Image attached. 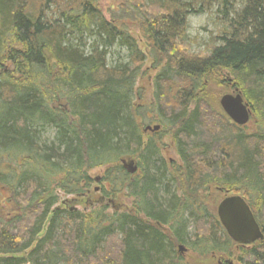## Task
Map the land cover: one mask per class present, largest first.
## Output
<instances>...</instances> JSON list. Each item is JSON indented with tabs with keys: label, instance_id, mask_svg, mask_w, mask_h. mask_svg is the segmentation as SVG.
<instances>
[{
	"label": "trees",
	"instance_id": "trees-1",
	"mask_svg": "<svg viewBox=\"0 0 264 264\" xmlns=\"http://www.w3.org/2000/svg\"><path fill=\"white\" fill-rule=\"evenodd\" d=\"M118 1L142 47L98 0H0V201L19 208L0 209V264H181L173 240L190 246L187 212L204 216L199 188L241 193L261 227L264 0ZM204 11L220 26L204 53L190 54L187 16ZM149 58L157 72L148 112L136 102V82ZM221 85L247 103L250 130L212 99L210 87ZM138 118L161 133H145ZM164 133L184 164L175 172L159 154ZM124 158L135 160L136 173L123 169ZM100 167L104 198L124 194L128 211L56 205L58 192L87 193L89 171ZM216 223L219 232L201 238L198 253L229 252Z\"/></svg>",
	"mask_w": 264,
	"mask_h": 264
},
{
	"label": "rangeland",
	"instance_id": "rangeland-1",
	"mask_svg": "<svg viewBox=\"0 0 264 264\" xmlns=\"http://www.w3.org/2000/svg\"><path fill=\"white\" fill-rule=\"evenodd\" d=\"M99 5L101 7V10L104 14V16L107 19H112L111 15L114 14V16L119 17L116 19H125L124 21L127 23V26L129 30L133 32V35L137 37L139 40V44H141V47L144 45V42L142 40L141 32L138 28H136L135 24L128 19H131V17L126 16L123 14L120 3L121 1L118 0H98ZM113 8V10H112ZM114 11V12H113ZM113 13V14H112ZM125 16V17H124ZM220 24L215 19L214 14H209L207 12H199V13H191L187 16V35L189 39H191V46L188 50L190 54H200L204 53L205 49L207 48V45L211 43L210 37L212 35L217 34V27H219ZM112 60L108 59V62L110 63ZM10 63L5 62L4 63V69L9 68ZM143 71L144 75L139 77L136 82L137 92L139 90L142 91V98H139L136 96V102L139 104H142L147 108L151 109V106L155 103L154 98V89H153V78L156 74L157 70L153 69L151 64V59L149 58L146 60V62L143 65ZM210 94L214 97L213 100L217 96V99H220V97L223 94L226 93H234L236 90L232 88L230 85H221L220 88L216 87H210L209 90ZM168 101V100H167ZM166 101V102H167ZM219 101V100H218ZM219 104V103H218ZM167 106V103H162L163 106ZM167 109V108H164ZM165 111V110H164ZM149 112V111H148ZM151 114L149 115V117ZM145 117H148L145 115ZM138 121L141 123L142 130L144 131L145 127L150 126H158L157 130H147L144 131L147 132L151 136L154 135L155 132L161 133L162 128L160 129V125L157 122H151L150 124H143L138 118ZM253 127V120L249 121L241 126V128L250 130ZM168 132V130H166ZM51 131L46 133V137L50 135ZM163 134V133H162ZM43 136V137H44ZM161 143V151L160 156L163 158L166 162V165L168 166L169 170L171 172H175L174 169H176L177 166H183V162L180 159V155L177 151V146L175 143H173L171 139V135L168 133H164V136L161 137L160 140ZM127 159V158H126ZM135 162V160H134ZM121 164V163H120ZM104 173V168H95L91 171H89V175L93 179V183L91 184L90 189L85 193L82 197H74L72 195H65L62 192H58L59 201L56 204L59 205L64 210L69 211H80L84 213H89L93 209L97 208L98 206L104 204L108 207L109 212L112 211H128L131 208V199L125 196L124 194H119L118 197L115 200H107L104 198V195L101 191V184L100 177ZM98 178V180H97ZM176 180H179L177 177H174ZM3 196L0 198L6 196L7 193L2 191ZM194 197H196L198 200H200V205L202 203L204 216L201 218L198 217V219L195 220L194 217L189 216V211L187 212V217L189 218V234L188 239L189 241H192L194 243H200L201 244V238H204L206 236H211L214 233H218L220 228L218 227L216 223L217 215H216V208L218 203L226 196L225 193L216 191L214 187H211L207 191H204L202 189H197L194 193ZM230 195H241L240 194H230ZM252 198V197H251ZM107 200V201H106ZM202 201V202H201ZM199 205V206H200ZM0 209H2L6 214H11L12 212H16L19 210L17 207L9 208L4 206V200L0 201ZM258 211V210H257ZM259 213V212H258ZM9 216V215H8ZM260 225L264 227V203L261 204V212H260ZM174 241L173 244V250H175V256H176V262L181 264H221L220 262H226L231 261L233 264H253L252 261V253L254 250L258 253H261V255H264V241L256 242L253 244H250L247 247H240L237 246L235 243L231 246L229 250V254L225 253L223 251H210L207 254H200L198 253L195 248L197 246H192L190 243V246L188 243H177ZM178 244L184 245L183 248L187 250H178ZM249 253V255H248ZM227 254V255H226ZM179 258V259H178Z\"/></svg>",
	"mask_w": 264,
	"mask_h": 264
},
{
	"label": "water",
	"instance_id": "water-1",
	"mask_svg": "<svg viewBox=\"0 0 264 264\" xmlns=\"http://www.w3.org/2000/svg\"><path fill=\"white\" fill-rule=\"evenodd\" d=\"M219 105L236 125L242 126L248 122L250 110L240 93L223 94L219 99ZM157 129V125L153 128L147 126L144 131ZM120 163L129 174H133L137 170V165L132 159H121ZM216 211L227 235L235 242L250 244L262 238L261 229L242 196L231 195L223 198L218 203Z\"/></svg>",
	"mask_w": 264,
	"mask_h": 264
},
{
	"label": "flooded vegetation",
	"instance_id": "flooded-vegetation-1",
	"mask_svg": "<svg viewBox=\"0 0 264 264\" xmlns=\"http://www.w3.org/2000/svg\"><path fill=\"white\" fill-rule=\"evenodd\" d=\"M168 233V232H167ZM261 233H262V238H261V241H264V227L263 226H261ZM232 242V244L233 243H235V242H233V241H231ZM178 242H176V244H177ZM237 246H240V247H247V246H249V245H242V244H238V243H235ZM183 246L184 245H181V244H178V250L179 251H182L184 248H183ZM185 247V246H184ZM184 250H187L186 248L184 249ZM221 264H233L231 261H226V262H220Z\"/></svg>",
	"mask_w": 264,
	"mask_h": 264
},
{
	"label": "bare ground",
	"instance_id": "bare-ground-1",
	"mask_svg": "<svg viewBox=\"0 0 264 264\" xmlns=\"http://www.w3.org/2000/svg\"><path fill=\"white\" fill-rule=\"evenodd\" d=\"M173 242H174V241H173ZM190 242H192V241H190ZM256 242H261V239H258V240H256V241H254L253 243H256ZM253 243H252V244H253ZM191 244L194 245V246L196 245V243H194V242H192Z\"/></svg>",
	"mask_w": 264,
	"mask_h": 264
}]
</instances>
